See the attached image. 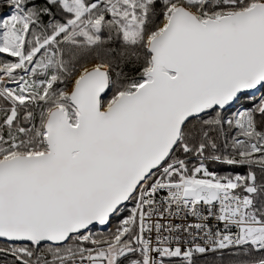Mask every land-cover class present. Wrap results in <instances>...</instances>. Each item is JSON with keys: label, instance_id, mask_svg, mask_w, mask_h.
<instances>
[{"label": "snow or ice", "instance_id": "1", "mask_svg": "<svg viewBox=\"0 0 264 264\" xmlns=\"http://www.w3.org/2000/svg\"><path fill=\"white\" fill-rule=\"evenodd\" d=\"M0 264H264V0H0Z\"/></svg>", "mask_w": 264, "mask_h": 264}]
</instances>
